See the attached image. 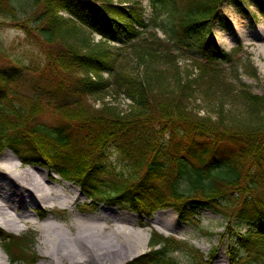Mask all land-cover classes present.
Segmentation results:
<instances>
[{
    "label": "trees",
    "instance_id": "trees-1",
    "mask_svg": "<svg viewBox=\"0 0 264 264\" xmlns=\"http://www.w3.org/2000/svg\"><path fill=\"white\" fill-rule=\"evenodd\" d=\"M224 1L239 8L253 2L264 19V0H149L150 23L140 0H34L22 21L11 0H0V19L37 38L40 53L0 67V152L46 167L91 202L125 203L139 216L172 209L198 231L197 211H210L232 235L229 264H264V95L251 94L239 80L238 67L257 78L242 52H224L207 27ZM58 11L101 39L93 44L78 36L83 32ZM115 50L128 51L136 67L125 70ZM180 57L195 73H172L176 85L167 92L159 59L176 67ZM120 95L132 103L127 112L105 101ZM201 97L218 100L219 109L227 99L240 103L248 125L193 115L189 102ZM107 151L131 169L129 178L108 180ZM244 222L254 227L234 231ZM1 241L10 262L35 263L27 236ZM148 248L125 264H180L176 252H185L190 264H212L215 254L205 261L198 250L154 230Z\"/></svg>",
    "mask_w": 264,
    "mask_h": 264
},
{
    "label": "rangeland",
    "instance_id": "rangeland-1",
    "mask_svg": "<svg viewBox=\"0 0 264 264\" xmlns=\"http://www.w3.org/2000/svg\"><path fill=\"white\" fill-rule=\"evenodd\" d=\"M33 1L34 0H11V4L18 11L22 21H26V19L31 16ZM126 1L112 0V3L123 5ZM141 3L144 8L145 21L150 23L153 18V12L149 5V1L141 0ZM57 15L61 16L63 19L69 20L72 24L75 23L78 31L83 32V34L77 33L78 36L89 38V30L78 24L76 20L72 19L65 12L58 11ZM163 20L164 17L162 16L157 22ZM207 27L216 39L217 45H219L220 49L224 52H230L233 49H239V51L242 52L241 57L246 60V63L249 62V65L256 69L257 78L244 75L243 69L238 67L237 72L239 74V80H241L251 94L258 96L264 95V19L260 15L257 5L253 2H244L243 6L239 8L224 1L218 7L216 15L210 20ZM151 30H153V28L150 26L147 32L150 33ZM154 32H156L160 40H166L160 28L154 29ZM90 38L93 40V44H96V42L100 40V37L96 34H91ZM38 46L37 38L27 36L23 31L12 25L10 21L0 19V67L9 64V60L13 58L21 59L22 57L26 58L28 56H32L33 59L37 58L40 56ZM114 46L118 49L121 48L117 44H114ZM163 49L166 48L164 47ZM115 52L116 54L119 53L120 60L122 59L124 62L125 70L132 71V68L136 67V62L128 51L120 53L115 50ZM171 52V54H174L173 50ZM185 58L186 57H180L177 59L175 62L176 67L171 63L161 60V58L159 59L158 67L164 69L167 75L165 84H163L167 92H171L176 85V81L173 80L171 75L172 73H175V71L181 75H185L186 71L195 73V70L191 68L189 64L190 62ZM230 71L231 70H229L227 74V79H229L230 82L228 83L235 85L236 81L230 79ZM135 73H137L136 70ZM198 94L199 93L195 94V96ZM230 100L227 99V102L224 103L223 107L220 109L218 108V100L205 97L197 98L195 102L191 99L189 102L191 104L189 106L194 112L193 115L198 114L200 117H209L213 122H220L221 120L226 126L232 125L240 128L246 126V123L248 125V121H246V118L242 114L241 104L232 99ZM105 101L107 103L112 102L110 104L113 106L116 105L121 112H127L132 104L128 99H124L122 95L116 96V99L114 97H108ZM10 153L13 154L8 150L0 152V164L2 163L3 155ZM105 158L107 162L106 166L110 167L108 168L110 173L108 180L112 182L122 181L132 175L131 169L126 164L120 162L113 151H107ZM18 164L19 170L22 168H29L30 170L36 168L38 173L47 174V180L50 181V186L58 190L63 186V182H66L42 165L31 164L29 166H24L21 165L19 161ZM69 184H71V186L65 187L66 191L75 193L74 203L71 208H62L59 205V201L56 199H52L47 202V204L40 202L31 208V216L24 219L25 222L22 224L21 228H19V231L15 232L0 226V253L3 264H13L9 261V258L2 249L1 238L8 234L13 236H27V238H29L27 252L30 256L34 255V264H49L48 258L41 255L43 249V245H41L42 235L37 228V226L42 224L48 217H51L54 221L59 223L62 232H64L66 236H71L73 234V231H70L69 228L71 224L75 222L76 218H83L88 224L100 226L102 229H100L102 231V247L104 248L102 252L107 250L114 252L116 259L130 252L141 242L142 235L138 232L139 230L148 234L147 241L150 236V231L154 230L164 237L174 238L184 242L190 248L198 250L205 261H209L211 254L215 252L211 259L212 264H229L227 247L231 243L232 235L227 232L225 228L226 222L219 215L213 214L207 210H198L195 219L198 221L199 230L196 231L188 224L179 221L172 209H157L149 217L144 215L139 216L131 211L125 203L107 201L97 203L91 202L87 194L81 191V189L72 183ZM19 209L21 210V206ZM253 227L254 225L252 226L244 222L235 226L234 231L237 230L243 233ZM201 232H204V234ZM148 250L147 242V247L142 253H146ZM139 255L140 254L132 257L123 264ZM173 256L177 258L180 264L191 263V258L188 257L185 252H176ZM109 263L110 262H104V264ZM14 264L31 263L20 261ZM86 264L94 263L90 261Z\"/></svg>",
    "mask_w": 264,
    "mask_h": 264
},
{
    "label": "bare ground",
    "instance_id": "bare-ground-1",
    "mask_svg": "<svg viewBox=\"0 0 264 264\" xmlns=\"http://www.w3.org/2000/svg\"><path fill=\"white\" fill-rule=\"evenodd\" d=\"M18 166V160L13 154L3 155L0 164L1 227L19 231L25 222L24 219L31 216V208L40 202L47 204L52 199H56L62 208H71L75 193L65 189L71 184L63 182V186L58 190L50 186L47 174L38 173L36 168L19 170ZM94 225L86 223L83 218H76L69 228L73 234L66 236L59 223L48 217L37 226L42 235L41 255L48 258L49 264H86L90 261L94 264H104V262L123 264L144 252L147 247L148 234L139 230L138 232L142 235L141 242L130 252L116 259L114 252L108 250L102 252L104 250L102 229ZM0 264H3L1 253Z\"/></svg>",
    "mask_w": 264,
    "mask_h": 264
}]
</instances>
